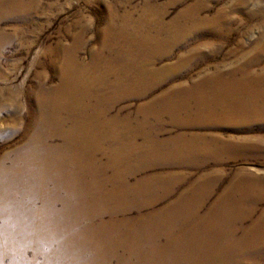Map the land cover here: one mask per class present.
<instances>
[{"label":"rangeland","instance_id":"1","mask_svg":"<svg viewBox=\"0 0 264 264\" xmlns=\"http://www.w3.org/2000/svg\"><path fill=\"white\" fill-rule=\"evenodd\" d=\"M203 1L208 4L209 10L201 12L202 18L211 19L218 10L225 12V20L228 19V22H222L228 24L230 32L225 31L228 36L214 37L209 32L208 35L200 33L195 38L184 40L173 50L171 56L152 67L167 69L177 63L184 50H200L203 54L202 61L198 65H189L188 70L181 69L179 72L182 79H166L163 88L142 99L135 98V92L130 89L132 86L124 84L130 77L137 80L148 78L151 75L149 66L141 65L144 63L140 62L144 61H134L128 54L122 56L125 47L119 46V43L105 41L109 17L117 16L119 22L124 17H129L131 21L145 18L147 23L152 22L156 26L162 19L163 24L167 25L185 7L194 4L195 0H186L179 6L171 5V0H35L36 5L17 15L0 10V161L6 159L8 163L11 160L21 164L19 156H14V151L30 140L41 126L40 133L50 134L51 138L46 140L50 147L54 145L57 147L56 152L62 155L59 162L62 172L58 174V178L61 176L62 179L57 180L56 175L55 181L52 180L47 185H34L45 187L49 195H56L57 188L62 185L66 187L57 192L58 200L54 210L76 211L81 203H90L85 199H76L88 190L100 189L102 194L118 190L124 195H133L134 198L131 197L128 203L124 198H121L122 204L119 203L130 212L100 216L92 224L80 221V228L100 227L114 221L135 222L139 225L147 220L152 221V228L157 231L156 236L143 246L140 244L144 238L140 240L138 234L121 236L116 233L96 238L106 239L111 236L112 240L118 242L127 241L129 247L132 241L137 240V249L144 255L152 249L194 255L192 260L185 257L186 259L173 264H226L222 259L218 260L217 253L236 251L234 245L237 236L234 234L228 237L229 248H225V245L212 246L209 236L196 232L174 231L171 235L160 232L163 223L170 222L173 225L176 223L173 220L179 218L180 211L185 210V204L180 203L181 198L194 196L193 192H198L195 203L198 213L195 219L180 224V228L184 226V229H193L209 224L223 215L233 218L235 212H232L239 207L250 209L252 204L248 201L237 203L236 191L239 190L245 196L243 189L237 185H251L250 178L253 177L264 179V128L255 124L242 128L233 118L215 120L210 117L221 113L219 108L211 111L212 114L210 110H200L209 116L204 120L192 118L191 113L198 111L195 108L183 113L182 118H173L179 111L168 115V111H172L158 104L162 101H158V97L162 99L175 86L182 84L188 87L205 74L226 71L235 51L241 47L250 50L248 55H252L254 59L259 58L264 66V43L262 47L259 43L264 42V25L261 27L262 37L257 34V24L264 23V0H248L244 15L238 11L239 1ZM236 4V9L234 7L229 10ZM12 12L13 10L10 11ZM202 39H207L209 45H204ZM98 57L101 60H97ZM102 59L116 63L114 65L120 69L122 66L127 68L128 65L131 70L121 69L122 73L118 71L116 74L104 75L103 83L98 86L71 88L73 80L81 78L75 75L79 73L69 70L73 63H81L85 67L91 66L94 61L101 62ZM209 62L210 67L207 68L205 65ZM142 67H145L144 71L141 70ZM253 70L260 73L257 68ZM89 75L95 76L92 70ZM122 75L126 76V81L120 83L117 79ZM134 82L135 80H130L128 83ZM172 83H175L174 86H171ZM141 90L139 95L145 94L147 88L142 87ZM37 95L42 96L39 102ZM53 107L57 112L58 127H52L46 121L43 125L38 124L40 121L36 120L34 112L39 109L40 116L45 118L48 114L46 111ZM55 132L56 135H53ZM41 154H47V159L54 163L58 158H52L45 151H41ZM46 164L50 165L49 162ZM38 168L45 172L49 167L39 164ZM111 179L117 182H109ZM260 184L263 185L264 182ZM206 185H210V188H206ZM21 188L20 186L16 192H20V195L27 193ZM165 189L168 193L163 195L161 192H165ZM148 192L154 199L150 206L143 204L144 199L140 195H147ZM32 193L39 196L37 191ZM35 195L30 198L23 196L25 199L20 196L7 206L17 211H25L26 208L31 211L30 208L42 207L41 200L39 202L35 199ZM32 200L38 202L37 206L32 205ZM94 201L99 202V206L106 203L103 198H91V202ZM263 207L264 202L257 210ZM54 214L46 213L40 217L41 220L33 216L28 222H25V216L20 213L3 219L1 222L6 226L10 240L15 237L23 238V241L19 240L6 247L15 252L16 248L24 245L27 257L33 258L35 246L29 236L33 237L35 230L32 229L35 227L38 237L45 235L51 241L49 245H43L41 252L52 254L55 261H59L62 254L59 245L61 238H74L82 231L76 229L62 236L59 231L49 227L41 230L39 227H42L43 219L55 220ZM71 219L83 220L71 215L64 218V221ZM29 222L32 224L30 227L27 225ZM232 226L230 223L229 228ZM10 227H16L19 233L10 232ZM139 229L142 230L143 227L139 226ZM122 230L127 229L123 227ZM3 243L5 242L1 240L0 251L5 248ZM180 245L183 247L180 248ZM141 254L138 258L144 256ZM238 258L240 259L234 263L251 264L248 262L254 260L250 256ZM255 261L252 264H264V260ZM9 263L8 261L7 264Z\"/></svg>","mask_w":264,"mask_h":264},{"label":"bare ground","instance_id":"2","mask_svg":"<svg viewBox=\"0 0 264 264\" xmlns=\"http://www.w3.org/2000/svg\"><path fill=\"white\" fill-rule=\"evenodd\" d=\"M185 1L186 0H171V5L179 6ZM235 1H239L238 5L240 6L238 7V11L240 10L239 13L241 12L244 15V8L247 6L248 0ZM32 5H36L35 0H2L0 2V10L3 12L5 11L10 15H17L19 12L22 13L30 10V6ZM236 6L237 4L230 7L229 10H232L234 7V9H236ZM11 10H13L12 13H10ZM204 10H209L208 4L203 0H195L194 4L189 5L188 7H185L184 10L180 11L171 23L164 25L161 19V23H157V26L152 22L147 23L145 18L131 21L132 19L129 17H124L121 18L119 22L117 16H111L112 18L109 17L107 21L108 23H106L107 31L105 41L117 42L119 43V46H124L125 49L123 50L122 56L125 57V54L126 56L128 54V57L134 61H144L140 62L144 63L141 65H148V70L151 71V75H148V78L146 79L145 77H142L137 80V78L134 79V77H130L124 84L132 86L130 89L135 92V98L142 99L153 93V91L157 92L166 84V79L172 81L176 78L182 79L181 73L179 72L181 69L186 70L189 65H198L199 62L202 61L201 57L203 54L200 50H184L182 51V54L179 55L177 63L167 67V69L161 70L152 67L153 65L156 66L158 61H164L171 56L173 50L179 47L184 40L192 37L195 38L194 36L200 33H202L201 35H208L209 32L215 35L214 37L228 36L225 33V31L228 33L230 32L228 24L222 22H228V19L225 20V12L218 10L213 18L207 19L202 18L200 15ZM263 25L264 23L257 24L259 27L257 29L259 30L257 34L260 37H262L261 27H263ZM249 40L251 41L252 39H248V41ZM201 42L205 43L204 45H209L207 39H202ZM259 43H261L262 47L264 42L261 41ZM250 52V50L241 47L240 50L235 51L234 58L230 60L228 68L225 69L226 71L218 70L214 74H205L206 76L204 75L197 82L188 87H184L182 84L178 87L175 86L172 91L164 94L162 99L158 97V101L162 100L158 104H161V107H165L172 111H168V115L175 114L179 111L178 114L173 115V118H182L183 113L186 114L189 110L195 108L198 109V111L191 113V115H193L192 118L204 120L209 117L206 115L208 110L211 112L214 111L215 108H219L222 112L210 117H213L215 120L233 118L238 124L243 126L242 128H247L248 125L253 124L264 128V66L259 58L254 59L252 55H248ZM96 59L101 60L99 57ZM102 60L103 61L101 62L94 61L91 66L85 67H83L81 63H73L69 70L79 73L75 75H78L77 77L79 78L80 76L81 78L73 80L71 88H89L91 86H98L103 83L102 76L104 75L111 73L116 74L118 71H121V69L123 71H127V69L131 70L128 65L127 68L122 66L120 69V67L114 65L116 63L106 59ZM209 64L210 62L205 66H208ZM209 67L210 66L207 68ZM254 68H257L260 73L255 72L253 70ZM90 70L94 72L95 76L91 77V75H89ZM141 70L144 71L145 67H142ZM97 74H100L101 76H96ZM122 77L123 75L119 76L117 79L120 83L121 81H126V76ZM133 79L135 80L134 83H128L130 80L134 81ZM174 84L172 83L171 86H174ZM142 87L144 89L147 88V90L145 94L142 93L139 95L142 91ZM41 98V95L38 96L37 102H39ZM200 110L206 112H201ZM46 112L48 114L45 118L44 116H40L39 109L34 112L36 120L40 121L38 124L43 125V122L46 121L47 123L49 122L50 126L58 127V116L55 107ZM212 113L213 112H211V114ZM40 129L42 130L41 126L34 132L30 140H27L23 146L14 151V156H19L23 163H21L22 165L16 164L17 162H11V160H9L8 163V160L6 159L0 161V237L2 238L0 239V242L1 240L5 242L3 243V246H5L4 250L0 251V264H7L8 261L10 262L9 264H173L186 259L185 257H189L190 260H192V256H194L192 254H175L157 249H152L144 255L142 251L140 252L137 249L139 248V242H137V240L132 241L130 248L127 241L118 242L114 239L112 240L111 236L106 239L96 238L100 235L107 236L116 233L121 236L124 234H126V236L130 234L136 236V234H138L140 240L144 238V241L140 244L143 246L144 244L150 243V239L156 236L157 231L152 228V221L147 220L141 224L142 226L135 222L121 223L120 221H114L100 227L88 226L80 228L82 227L80 221H89V224H92L95 219L100 216L121 215L130 212L127 208L123 209L119 203L122 204L121 198L126 199L125 202L128 203L131 197L134 198L133 195H124L118 190H111L106 193L103 192V194L100 189L88 190L87 192L85 191L84 194L77 196L76 199H85L90 203H87L86 205L81 203L82 205L79 206L76 211L70 209L55 211L54 205L58 200L57 192L60 189H66V187H63L64 185H62L60 188H57L56 195H49L45 187H36L34 185H47L46 183L52 180L55 181L54 179H56V175L57 180L62 179L61 176L58 178V174L62 172L60 171L61 166L59 164L62 155H59V152H56L57 147L54 145H51L50 147L46 141L47 138H51L49 137L50 134L40 133ZM58 133L59 131L57 134ZM54 134L56 135V132L53 133V135ZM246 148L247 147H245L244 150H246ZM69 150H71V148ZM41 151L51 154L52 158L53 156H57L58 158L54 160L55 163H57L55 164L53 161L47 159L48 155L41 154ZM156 154L159 153L157 152ZM262 160H264V158ZM48 162L50 165L46 164ZM39 164L46 165V167L49 168H47L45 172H41L38 168ZM109 182L115 183L117 180L111 179ZM250 182L252 183L251 185H237L243 189L245 196H242L239 190L236 191L238 199L237 203L240 204L243 200L248 201L252 204L250 209L246 210L245 208L239 207L232 212H235L233 218H231L232 216L229 217L223 215L221 218H216L204 226H198L193 229H184V226L180 228L181 223L195 219V216L198 213L195 206L198 192L195 191L193 192L195 193L194 196L187 195L185 198H181L180 203L185 204L186 208L185 210L180 211L179 218L173 220L176 223H173V225L170 222L163 223L160 232L166 235H171L174 231H182L183 233L196 232L199 235L209 236L208 240H210L212 246L220 247L225 245V248H229L228 245L230 243L228 242V237L231 234H234L237 236L234 245V250L236 251L231 252V250L222 254L217 253V257H219L218 260L222 259L226 264H238L234 263L240 259L238 257L250 256L254 260H250L248 263L252 264L256 262L255 259L263 261L264 207L261 210H257V207L264 202V184H260V182H264V179L253 177L250 178ZM19 185L23 190H26L27 193L20 195V192H16L17 189L20 188ZM209 186L210 185H206V188L209 189ZM206 188H204V190ZM28 191H37L39 193V196L34 195L36 196L35 199L39 202L41 200L40 203L43 205L42 207L36 209L30 208L31 211H28L27 208L25 211H21L23 209L17 211L7 206L11 201L18 200L20 196H22L23 199L34 197L33 193H28ZM161 193L166 195L168 190L165 189V192ZM140 195L143 196V204L150 206L153 203L154 199L150 197V192H148L147 195ZM91 198L92 200L94 198H103V201H106V203H102L103 206H99V202H91ZM230 201H232V199ZM31 203L32 205L37 206L38 202L32 200ZM77 203L80 202L77 201ZM50 212L55 213V220L49 219L50 221H47V219H43L41 222L43 225L42 227H39L41 230H45L49 227L52 230L59 231L62 236L67 235L76 229L82 231L81 234L74 236V238H61V243L59 245L61 246L62 254L59 261H55L56 258H53L52 254H44L41 252L43 250V245H49L51 241H49L48 236L45 235L42 238L38 237L39 233H35L37 230L35 227L32 229V231L35 230L33 237L29 236V239L35 246V253L32 256L33 258L29 259L27 257V250L25 251L24 245L19 247L22 249L16 248L17 251L14 250L15 252H12V250H9L6 247L15 244L19 240L23 241V238L15 237L10 240L7 236L8 231L6 230V226L1 222L3 219L11 217L14 213H20L25 216L26 219L23 217L25 222H28L30 217L32 218L35 216L41 220L40 217L46 213L50 214ZM71 215L78 216L83 220L77 221L76 219H71L68 222L64 221V218H69ZM230 223L233 225L231 228H229ZM27 225L29 227L32 226L30 222L27 223ZM139 226L143 227V229L140 230ZM123 227L127 230H122ZM9 230L13 233H19V229L16 227L14 229L10 227ZM201 238L205 239L206 237ZM139 254L144 256L138 258ZM41 256H43V258H40ZM166 260L168 261L167 263Z\"/></svg>","mask_w":264,"mask_h":264},{"label":"crops","instance_id":"3","mask_svg":"<svg viewBox=\"0 0 264 264\" xmlns=\"http://www.w3.org/2000/svg\"><path fill=\"white\" fill-rule=\"evenodd\" d=\"M179 247L181 248V247H183V246L180 245Z\"/></svg>","mask_w":264,"mask_h":264}]
</instances>
